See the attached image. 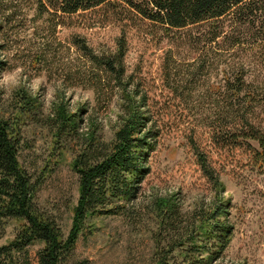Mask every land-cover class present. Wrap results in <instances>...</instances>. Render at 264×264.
Instances as JSON below:
<instances>
[{"label": "rangeland", "instance_id": "374dc122", "mask_svg": "<svg viewBox=\"0 0 264 264\" xmlns=\"http://www.w3.org/2000/svg\"><path fill=\"white\" fill-rule=\"evenodd\" d=\"M35 15V7L26 6L3 24L0 58L7 66L0 72V88L9 108L26 100L25 96L38 106L40 118H29L24 130L21 160L30 171L46 173L39 205L58 218L67 236L80 194L79 174L74 169V151L58 146L48 128L50 121L72 117L83 108L85 122L80 131L88 133L91 127L96 131L92 126L95 123L103 139L112 144L130 111L127 90L112 88L99 95L90 84H72L76 71L89 70V79L94 71L90 63L87 69L86 59L70 44V36L79 31L98 53H109L115 51L121 29L114 25L56 28L46 16ZM254 41L251 38V52L243 54L242 60L251 63L248 80L263 81L259 90L264 95V41L260 39L252 46ZM169 52L177 61L172 79L176 83L183 79L193 81L188 88L179 89V93L184 92L183 101L176 96L173 84L166 87L161 79L163 57ZM198 55L189 45L175 40L149 43L137 33H130L126 75L134 84H130L128 92L134 96L139 90L147 95L148 105L143 111L148 123L141 131L154 130L157 136L147 151L148 174L140 184L137 198L127 201L123 212L93 220V230L87 231L77 244L76 261L155 264L157 249L167 247L163 239L167 237L168 224L163 220L178 205L185 219L199 216V220L205 218L202 224L224 223L230 228L228 244L213 264H264V166L254 165L242 153H220L214 149L210 135L218 120L216 89L223 73L215 69L211 74L190 78L195 69L191 64ZM261 108L257 123L264 128V98ZM199 153H206L217 169L218 185L205 176ZM222 209L226 212L221 214ZM20 224L15 220L8 222L0 231V245L16 237ZM42 247L38 242L29 248L28 264H39ZM24 258L19 259V264H26Z\"/></svg>", "mask_w": 264, "mask_h": 264}, {"label": "trees", "instance_id": "16d2710c", "mask_svg": "<svg viewBox=\"0 0 264 264\" xmlns=\"http://www.w3.org/2000/svg\"><path fill=\"white\" fill-rule=\"evenodd\" d=\"M26 6L35 7V18L46 16L56 28L120 27L117 47L109 53H98L81 32L71 34L70 44L86 59L87 69L90 63L94 71L90 79L89 70L76 71L71 80L74 86L90 84L99 95L112 88L127 90L130 111L112 144L103 139L95 123L96 131L92 127L88 133L80 131L85 122L83 108L72 117L50 121L48 128L58 146L74 151V169L79 174L78 204L65 236L58 218L39 205L46 173L30 171L21 160L24 130L29 118H40L38 106L25 96L26 100L9 108L0 88V231L9 221L21 222L16 237L0 245V264H19L22 257L28 264L29 248L38 242L43 244L39 264H82L75 259L76 247L80 238L93 230V220L123 212L124 204L137 198L148 174L147 151L157 133L141 131L148 123L143 111L147 95L139 90L134 96L128 92L134 84L126 75L130 33L149 43L171 39L189 45L199 53L191 64L195 65L189 74L192 79L196 74L222 71L216 89L219 111L211 128L212 145L217 152L242 153L254 165L264 166V128L257 123L262 113L264 95L259 89L263 81L251 83V63L242 60L243 54L251 52V38L255 40L252 46L264 41V0H0V31ZM6 66L0 58V72ZM176 68L177 61L169 52L163 57L161 79L166 87L173 84L176 96L183 101L184 92L179 89L188 88L193 81L176 83L172 79ZM199 164L205 176L218 185L220 175L206 153H199ZM198 217L185 219L178 205L172 207L163 220L168 224L163 239L167 247L157 249L155 264H213L221 258L230 228L224 223L202 224L205 218L201 221Z\"/></svg>", "mask_w": 264, "mask_h": 264}]
</instances>
